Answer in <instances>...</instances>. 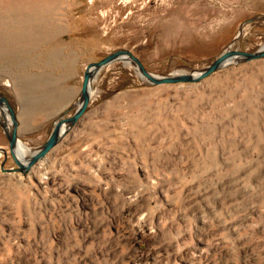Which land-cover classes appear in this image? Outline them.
Wrapping results in <instances>:
<instances>
[{
  "label": "rangeland",
  "instance_id": "rangeland-1",
  "mask_svg": "<svg viewBox=\"0 0 264 264\" xmlns=\"http://www.w3.org/2000/svg\"><path fill=\"white\" fill-rule=\"evenodd\" d=\"M241 5L0 0V93L18 148H39L76 109L86 65L118 49L166 75L260 48L264 0L248 17ZM136 72L102 67L46 156L28 173L0 169V264H264V57L196 83Z\"/></svg>",
  "mask_w": 264,
  "mask_h": 264
},
{
  "label": "water",
  "instance_id": "water-1",
  "mask_svg": "<svg viewBox=\"0 0 264 264\" xmlns=\"http://www.w3.org/2000/svg\"><path fill=\"white\" fill-rule=\"evenodd\" d=\"M127 57L130 63L137 70L138 76H142L150 84L162 85V84H176V83H196L199 82L220 68H223L232 63L238 62H250L256 59L264 57V45L254 51H242L238 49H232L230 46L226 47L214 60H212L206 67L199 71H174L166 75H156L145 69L139 58H137L132 52L127 49H118L111 52L98 61L90 62L86 65L83 71L82 82L79 90L78 105L74 112L69 116L58 117L52 126L51 132L48 135L44 143L33 151V154L28 160V163L24 165L23 162L18 161L15 158L14 150L19 145V138L17 136L18 120L14 113L12 106L9 104L7 98L0 93V106L5 109V113L9 118V125L5 126L1 122V126L7 136L8 150L16 164V167L5 168L4 164L7 160L6 149L0 147V151L4 154L3 160L0 163V169L4 172L18 171L21 173H27L30 166L36 163V161L45 156L66 134L67 130L70 129L85 113L92 95L91 82L95 74L105 65L114 62L116 60ZM64 130L62 131V129Z\"/></svg>",
  "mask_w": 264,
  "mask_h": 264
},
{
  "label": "bare ground",
  "instance_id": "bare-ground-1",
  "mask_svg": "<svg viewBox=\"0 0 264 264\" xmlns=\"http://www.w3.org/2000/svg\"><path fill=\"white\" fill-rule=\"evenodd\" d=\"M121 60H124L125 61V63L127 62L128 64H130V66H132L133 67V65L130 63V60L127 58V57H123ZM134 69H135V67H133ZM136 70V69H135ZM137 71V70H136ZM199 71V70H198ZM196 72V71H195ZM142 77V76H141ZM142 78H144V77H142ZM0 110H1V112H2V114H3V116H4V125L6 126L7 125V123H8V125H9V118L7 117V114L5 113L6 111H5V109L2 107V106H0ZM7 121V122H6ZM7 125V126H8ZM64 130V128L62 129V131ZM22 151V152H21ZM21 151H20V149L18 148V146H16L15 147V150H14V155H15V158L18 160V161H20V162H23L24 163V165L25 164H27L28 163V160H29V158L31 157V155L33 154V152H28V150L26 149L25 150V153H29L27 156H25L24 155V148H21ZM7 152V151H6ZM0 153H2L1 151H0ZM2 155H3V157H4V154L2 153ZM45 156H46V154H45ZM44 156V157H45ZM7 157H8V153H7ZM44 157H42V158H40V159H38L37 161H39V160H41V159H43ZM2 160H3V158H2ZM1 160V161H2ZM36 161V162H37ZM34 165V164H33ZM32 165V166H33ZM32 166H30V168H29V170L27 171V173L28 172H30V170H31V167ZM16 167V166H15ZM9 168H11V167H9ZM13 172H18V171H13Z\"/></svg>",
  "mask_w": 264,
  "mask_h": 264
},
{
  "label": "crops",
  "instance_id": "crops-1",
  "mask_svg": "<svg viewBox=\"0 0 264 264\" xmlns=\"http://www.w3.org/2000/svg\"><path fill=\"white\" fill-rule=\"evenodd\" d=\"M258 2H259V0H239V4L240 5L242 4L241 6L244 7V13H245L246 17H248L249 15H252L254 13L257 15V13H258L257 12ZM253 8H256V10L253 11ZM240 11L242 12L243 10L241 9Z\"/></svg>",
  "mask_w": 264,
  "mask_h": 264
}]
</instances>
